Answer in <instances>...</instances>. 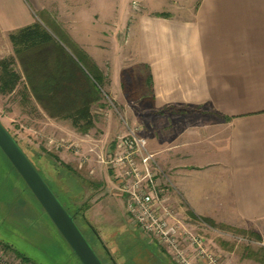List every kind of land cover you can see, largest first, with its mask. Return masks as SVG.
<instances>
[{
  "label": "crops",
  "instance_id": "crops-1",
  "mask_svg": "<svg viewBox=\"0 0 264 264\" xmlns=\"http://www.w3.org/2000/svg\"><path fill=\"white\" fill-rule=\"evenodd\" d=\"M99 3L0 0V34L9 41L11 33L38 23L54 39L75 46L101 73L84 46L93 48L90 39L94 32L98 35L94 13ZM135 34L136 61L131 67H145L151 78L147 94L141 85L145 76L139 73L138 130L157 163L162 197L198 210L201 205L213 210L220 205L218 217L205 209L212 224L254 234L264 246V0H200L192 18L146 17ZM111 76L116 92L120 76ZM108 170L113 182L104 180L98 187L113 196L99 203L97 212L105 219H115L117 211L124 217L118 180ZM31 202L17 198L2 206L9 214L1 223L13 225L7 235L0 234V248L20 264H32L16 250L12 237L24 232L22 221L32 219L40 232L46 228ZM188 212L195 216L190 219L200 220L195 211ZM222 261L264 264L261 257L227 256Z\"/></svg>",
  "mask_w": 264,
  "mask_h": 264
},
{
  "label": "rangeland",
  "instance_id": "rangeland-1",
  "mask_svg": "<svg viewBox=\"0 0 264 264\" xmlns=\"http://www.w3.org/2000/svg\"><path fill=\"white\" fill-rule=\"evenodd\" d=\"M199 1L100 0L99 12L95 10L94 13V21L99 23L98 35L94 32L92 40L90 39L93 48L91 44L84 46L90 48L89 51L94 57L93 62L103 74L104 94L100 102L91 107L94 127L86 135L76 133L68 121L49 118L31 96L24 99L22 85L10 95L0 94L1 125L48 184L67 213L71 216L77 209H82V214L81 212L77 214L76 226L103 264H111L110 259L116 264H144L142 262L144 258L146 263L149 260L155 262L153 255L148 252L144 255L142 251L144 246L158 251L156 253L169 263L163 251L146 241L129 222L126 214L123 217L120 211H117V214H114L115 219H105L99 215L97 205L113 195L108 189L98 187V184L104 180L113 182L107 162L113 147L115 149L114 144L124 135L125 125L139 127L141 103L134 94L139 89L140 76L131 72V66L136 61L135 31H138L139 21L156 14H166L176 19H190ZM63 46L67 49L65 45ZM9 57H13L12 46L7 38L0 34V59ZM12 68L18 74L22 73L17 61ZM117 74L120 76L118 86L119 83H123L125 87H117L116 92H113L110 78L111 75ZM70 145H75L76 148H70ZM97 151L101 153L97 154ZM32 197L24 181L0 150V234L7 235L13 225L10 221L1 223V219L5 220L9 214L8 209L2 206H5L7 201L12 202L17 198L30 199L37 212L42 214L46 228L44 232H40L43 230L37 225L35 227L38 230L34 229L32 219L22 221L21 230L24 231L22 235L12 236L16 239V250L26 256L32 264H81ZM168 204L177 213L180 222L202 235L209 247L222 259L226 260L227 256L234 260L238 257L243 260L260 259L264 246L255 241L250 234L238 232L234 228L215 222L213 225L206 222L211 220L205 209H210L209 214L212 212L213 216L218 217L220 205H214V210L208 205L204 207L201 205L198 210L194 205H188L183 201ZM189 210L204 218L190 219ZM82 217L96 231L103 248ZM47 225L50 232L47 231ZM1 250L7 255L5 249ZM7 257L11 260L8 255Z\"/></svg>",
  "mask_w": 264,
  "mask_h": 264
},
{
  "label": "trees",
  "instance_id": "trees-1",
  "mask_svg": "<svg viewBox=\"0 0 264 264\" xmlns=\"http://www.w3.org/2000/svg\"><path fill=\"white\" fill-rule=\"evenodd\" d=\"M154 17L169 18L166 14H156ZM8 39L13 49V57L0 59V94L10 95L18 86L22 85L24 99L31 96L49 118L68 121L76 133L88 134L94 127L91 107L93 104L99 103L104 94L103 75L96 66L91 64V61L73 45L65 44L60 38H58L59 40L54 39L38 23L11 33ZM63 45L71 53H68ZM15 61L20 64L21 74L12 68ZM131 72L136 76L139 73L145 76L141 85L143 90L147 89V94H151V78L147 69L136 66L132 68ZM121 88H124L123 83H121ZM134 97H140L139 89L135 92ZM65 167L67 171H70L67 166ZM70 180L74 181L71 178ZM80 212L82 214L81 208L71 215L75 224L77 214ZM188 215L195 219L192 212H188ZM83 220L97 237L99 244L102 245L96 231L84 218ZM206 222L213 225L210 221ZM251 237L257 242L261 241L254 234H251ZM142 251L144 255H147L146 252H148L156 259L155 262L149 260L146 263L144 258L142 261L144 264H165L166 259L161 255L160 257L159 253H156L158 251L150 250L145 246ZM106 254L108 255L107 252ZM167 259L169 263L166 261V264H173L168 257ZM261 259L264 263V250L261 251ZM110 262L116 264L113 259H110Z\"/></svg>",
  "mask_w": 264,
  "mask_h": 264
},
{
  "label": "built area",
  "instance_id": "built-area-1",
  "mask_svg": "<svg viewBox=\"0 0 264 264\" xmlns=\"http://www.w3.org/2000/svg\"><path fill=\"white\" fill-rule=\"evenodd\" d=\"M107 165L118 180L129 222L173 264H224L206 239L182 224L162 197L157 163L138 128L125 125V134L116 142ZM0 264L20 263L9 260L0 248Z\"/></svg>",
  "mask_w": 264,
  "mask_h": 264
},
{
  "label": "water",
  "instance_id": "water-1",
  "mask_svg": "<svg viewBox=\"0 0 264 264\" xmlns=\"http://www.w3.org/2000/svg\"><path fill=\"white\" fill-rule=\"evenodd\" d=\"M0 150L81 264H102L82 233L14 139L0 123Z\"/></svg>",
  "mask_w": 264,
  "mask_h": 264
}]
</instances>
